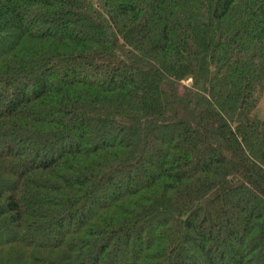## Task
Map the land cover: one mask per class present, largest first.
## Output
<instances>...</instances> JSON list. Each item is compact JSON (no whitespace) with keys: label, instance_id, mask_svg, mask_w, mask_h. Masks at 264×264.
I'll return each mask as SVG.
<instances>
[{"label":"trees","instance_id":"16d2710c","mask_svg":"<svg viewBox=\"0 0 264 264\" xmlns=\"http://www.w3.org/2000/svg\"><path fill=\"white\" fill-rule=\"evenodd\" d=\"M263 99L264 0H0V264H264Z\"/></svg>","mask_w":264,"mask_h":264},{"label":"rangeland","instance_id":"374dc122","mask_svg":"<svg viewBox=\"0 0 264 264\" xmlns=\"http://www.w3.org/2000/svg\"><path fill=\"white\" fill-rule=\"evenodd\" d=\"M260 116H264V99L260 105V110H258ZM150 156H155V154L152 152Z\"/></svg>","mask_w":264,"mask_h":264}]
</instances>
